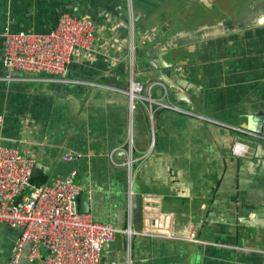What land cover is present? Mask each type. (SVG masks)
<instances>
[{
    "label": "crops",
    "instance_id": "crops-1",
    "mask_svg": "<svg viewBox=\"0 0 264 264\" xmlns=\"http://www.w3.org/2000/svg\"><path fill=\"white\" fill-rule=\"evenodd\" d=\"M65 13L96 24L93 50L62 79L8 72L4 34ZM133 34L135 78L182 111L131 110ZM0 114L34 184L75 174L97 220L142 233H118L104 264H264V0H0ZM20 233L0 224V264Z\"/></svg>",
    "mask_w": 264,
    "mask_h": 264
},
{
    "label": "built area",
    "instance_id": "built-area-1",
    "mask_svg": "<svg viewBox=\"0 0 264 264\" xmlns=\"http://www.w3.org/2000/svg\"><path fill=\"white\" fill-rule=\"evenodd\" d=\"M129 1L132 4L133 0ZM96 32L97 26L92 20L69 13L63 14L57 27L48 33L6 32L4 65L11 74L23 72L65 78L74 54L93 50ZM128 50L132 72L125 93L131 110L138 102L147 101L150 106L157 103L182 111L152 97V90L157 86L168 94L169 88L162 80L145 86L135 78L138 42L134 34ZM2 121L0 114V124ZM247 147L237 140L234 153L244 155ZM66 158L76 159V156L70 154ZM134 160L131 158L124 164L130 166ZM36 164L34 158L26 157L18 148L0 145V224L21 231L7 264H104V249L118 233L128 237L142 234L130 227L117 228L97 220L91 212L82 211L81 187L75 174L51 184H34Z\"/></svg>",
    "mask_w": 264,
    "mask_h": 264
},
{
    "label": "water",
    "instance_id": "water-1",
    "mask_svg": "<svg viewBox=\"0 0 264 264\" xmlns=\"http://www.w3.org/2000/svg\"><path fill=\"white\" fill-rule=\"evenodd\" d=\"M162 93V90H161ZM80 209L85 212H90V200H89V194L86 191H83L80 198Z\"/></svg>",
    "mask_w": 264,
    "mask_h": 264
}]
</instances>
